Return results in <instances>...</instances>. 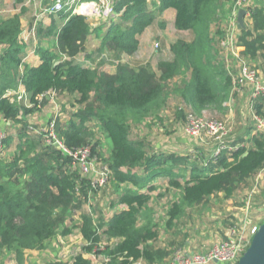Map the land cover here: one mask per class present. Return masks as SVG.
<instances>
[{"label":"trees","instance_id":"trees-1","mask_svg":"<svg viewBox=\"0 0 264 264\" xmlns=\"http://www.w3.org/2000/svg\"><path fill=\"white\" fill-rule=\"evenodd\" d=\"M232 1L112 0L115 16L97 26L89 15L58 10L65 19L59 28L52 14L48 26L35 27L36 65L23 60L22 10L0 18V120L6 128L0 148V252L21 259L26 250H41L76 229L83 239L80 250L68 261L46 264H91L85 256L90 254L101 255L105 264H166L172 251L185 245L188 234L178 224L189 209L211 205L220 193L235 202V194L246 189L234 205L244 207L247 194L262 196L258 207L264 211V133L248 131L235 141L248 146L208 158L203 150L167 152L147 139L164 117L161 109L170 93L178 96V115L187 107L199 112L227 100L232 78L220 41ZM169 8L175 10L174 28L192 38L172 42V58L159 60L155 68L123 61L122 55L137 50V36ZM246 10L250 22L239 31V55L264 73V4L251 3ZM93 30L101 37L93 56L110 52L118 59L113 73L75 59ZM45 38L50 46L41 45ZM174 78L180 80L173 92ZM62 93L68 105L58 104ZM51 101L56 111L44 124H31L30 116L38 117ZM50 132L69 152L89 149L86 171L60 146L46 143ZM93 161L102 169L99 177L105 175L103 183L89 176ZM158 177L166 178L165 187L157 189ZM99 191V202L93 203ZM154 198L167 201L158 219L150 206ZM228 220V227L239 221ZM172 227L167 244L155 245L163 229Z\"/></svg>","mask_w":264,"mask_h":264},{"label":"rangeland","instance_id":"rangeland-1","mask_svg":"<svg viewBox=\"0 0 264 264\" xmlns=\"http://www.w3.org/2000/svg\"><path fill=\"white\" fill-rule=\"evenodd\" d=\"M83 2H87L84 0ZM19 5L15 7L12 6L10 0L4 1L0 0V15H10ZM24 11V17H26V21L23 23V34H20V38L25 42V52L26 54L23 56V60H26V56H29V60L31 61L32 58H37V54L32 51V49L38 44L39 38H33V32H30L28 29L29 23L32 21L34 25L40 20V16L38 15L40 12V8L34 9L33 14L31 12L33 10V2H31V6L26 7ZM90 15L93 16L95 24L99 20L97 18L100 16L101 10L100 8L96 9L95 7H88ZM17 12V11H16ZM104 17V16H103ZM33 18V20H32ZM33 27V26H32ZM157 29L158 26H155V29L152 33ZM139 45L137 50L135 51L134 55L138 53L139 55L142 54V51L147 46L148 38L146 36L138 35L137 36ZM153 39L149 42V55H153V57L157 58L159 54L163 51L164 44L160 36L153 35ZM156 38V39H155ZM50 39V38H49ZM45 43V45H51V41ZM28 40L31 41V46L28 43ZM154 41L159 42V48L157 51L153 50ZM42 45V44H41ZM152 51L150 53V49ZM136 59V58H134ZM134 59H129L128 56H123V61H132L135 62L133 64L139 63L134 61ZM138 60V59H137ZM179 80L177 82H171L169 87L174 92L176 86L178 85ZM21 88V87H20ZM22 92V89H20ZM87 97V94L84 95ZM58 104H66L68 105V96L64 93L58 94ZM172 99H169L167 104L163 106L161 110V114L166 116V118H162L156 124L155 128L159 130V133L156 137V146L165 149L167 152H178L182 154L192 155L197 154L195 151H200L206 148H210L212 151L215 149V144L211 139H208L204 136L202 138H193L187 135L184 131L185 121L188 114H197L199 116L205 117H215L221 118L225 120L230 128L229 137L226 139L228 145H235V141L240 140L243 138L245 133L247 134L248 131L254 133V124L250 117L249 112H243L239 109V105L237 106V101L233 102V107H227L222 104L221 107L215 106H208L202 109L201 111L197 112L190 107H187L183 111V115H178V112L181 111L180 108L177 107L176 103L174 104ZM56 111V107L53 105L51 101L48 105L44 106L36 116V114L30 116L31 117V124H39L40 121H45L48 116H50L53 112ZM183 116V117H182ZM243 121V125L239 124V122ZM41 124H44L41 122ZM5 122L0 120V133L2 134L0 148L2 145L3 137L5 134ZM251 134V133H250ZM256 134V133H255ZM49 135V134H48ZM47 135V136H48ZM46 136V137H47ZM45 137V139H46ZM248 145L250 142H245ZM247 145V146H248ZM191 150V151H190ZM3 154L8 155L9 151H4ZM212 156V154H211ZM102 170L99 165L93 161V169L90 171L89 176H91L94 180L99 177L98 172ZM138 170V169H137ZM139 171V170H138ZM162 189V188H161ZM253 189V188H252ZM251 189V191H252ZM246 189H241L235 194V202H240L244 197L243 194ZM250 191V192H251ZM99 191L94 195V199L92 200L93 203L99 202ZM171 193V191H168ZM111 192H109L110 194ZM248 197V194L246 198ZM245 198V200H246ZM262 196H258L256 199H252V196L249 194V199L246 200L244 207L233 208L231 205L234 203H227L218 204L216 200L213 201L210 207H202V208H191L187 211L186 215L180 218L179 227L181 228L182 232H186L188 234L187 238H194L195 243L199 246L194 248V250L202 251L203 249L209 251V249L213 246V243L218 241L216 236L219 234L223 237V227L228 228L225 224L226 222L229 223L228 216L230 220H233V223L237 221V219L241 220L245 217L253 221L252 219L255 218V222H260L261 219L264 217V211H261L258 207ZM102 204L106 205V199L102 200ZM230 205L229 209H226L227 206ZM86 207V205H85ZM113 210L105 211L104 217L107 218L112 214ZM165 211H163L164 214ZM231 214V215H229ZM78 215L75 214V217ZM232 216V218H231ZM166 218V216H164ZM164 225V223H162ZM164 228V227H163ZM225 229V230H226ZM176 228L174 229V231ZM173 231V227L168 229V231H163L160 233V237L158 241L155 243L157 246H165L169 240L170 234ZM182 232H179L177 235L174 234L175 237L180 238L182 236ZM223 239V238H222ZM82 236L77 232L75 229L72 234L68 236H56L49 240L46 244V247L41 250H26L22 258L19 259L14 257L13 253L2 251L0 252V262L1 264H46L48 261H55V260H62L68 261L72 258V256L80 250V246L82 244ZM209 248V249H208ZM177 251H172L171 255L167 258L166 264H177L176 262V255ZM87 258L91 260V264H105L104 260L102 259L101 255L97 254H90L85 255ZM173 258V259H172ZM172 260V261H171ZM211 264V263H210Z\"/></svg>","mask_w":264,"mask_h":264},{"label":"built area","instance_id":"built-area-1","mask_svg":"<svg viewBox=\"0 0 264 264\" xmlns=\"http://www.w3.org/2000/svg\"><path fill=\"white\" fill-rule=\"evenodd\" d=\"M264 4V0H259ZM250 5V0H233L227 12V25L225 36L220 41L222 54L225 59L228 75L231 79V87L226 104H232L239 96L246 94L245 102L241 109L243 112H249L254 124V133H264V75L256 67H252L246 58L239 55L241 47L237 44L240 29L237 26V12L240 8L245 9L244 21L249 19V13L246 6ZM100 8V20L106 21L115 16L112 0H88L80 2L77 6L80 14L89 16L88 7ZM63 7L61 0H56L50 7L51 11L61 10ZM104 16V17H103ZM35 27L33 25V38H35ZM155 51L159 48V42L153 44ZM236 70V71H235ZM19 97V96H18ZM225 103V101H224ZM184 131L193 138H202V136L211 139L215 144L212 156H216L223 150H234L240 146H247L245 142H237L235 145H228L226 139L229 137L230 128L227 122L221 118L199 116L197 114H188L185 121ZM2 134L0 133V142ZM46 143H55L60 146L64 152L73 156L82 166L83 170L88 169L87 158L89 149L82 147L75 152H69L58 142L53 132L46 137ZM104 173L99 177V183H103ZM249 199V196L248 198ZM253 220V219H252ZM262 220V219H261ZM260 222L251 221L247 217L238 221L236 225H231L226 229L224 238L207 253H180L176 256L177 264H209L226 263L235 264L240 255L244 252L250 243L251 237L257 231Z\"/></svg>","mask_w":264,"mask_h":264},{"label":"crops","instance_id":"crops-1","mask_svg":"<svg viewBox=\"0 0 264 264\" xmlns=\"http://www.w3.org/2000/svg\"><path fill=\"white\" fill-rule=\"evenodd\" d=\"M4 1H7V0H4ZM55 1L56 0H21L20 2H18L17 0H10V2L12 3L13 7H15L16 5H19V7L16 9L17 12L22 10V13H23L22 17H21L22 34L24 32L23 23L27 20L26 17H24V11L26 10L25 6L30 8L31 2H33V10L31 12V15L33 14L34 9H36V7L40 8V12L38 14L40 16L39 17L40 20H39V22L36 23V25L40 23L44 27L48 26L50 24V22H51V14H52L53 17H54V20H55V25L59 28L64 23L65 19L57 16V11L55 12V11L49 10L50 7L55 3ZM82 1H84V0H61L62 5H63L61 10L72 9L73 13H79L77 6ZM251 3L252 4L259 3L260 4V1L259 0H250V4ZM16 11L11 13L10 15L16 13ZM10 15L3 14V15H0V18H4V17L10 16ZM174 17H175V10L174 9L169 8V9L164 10L158 16L157 21L151 27H147L140 34V35L146 36L148 38L147 46L142 51V54L141 55H139L138 53H136L135 55L133 54L132 56H128L129 59L136 58V59H134V61L140 62V63L149 62L154 68L156 67L157 62L159 60L171 59L172 58V53H170V51H169V45L172 42H174L179 37L186 38V39H191L192 38V35L188 31H178V30H176L174 28V24H173ZM90 19H91V24L93 26H97L100 23V21H101L100 18L98 17L97 20H99V21L96 22V24H95L93 16H90ZM32 20H33V18H32ZM158 21L159 22L163 21L164 23L159 24ZM245 21L250 22V19L245 20ZM33 25L34 24L31 21L30 24L27 26L30 32L32 31V26ZM155 26H158L159 29H157V31L155 30L152 33V31L155 29ZM157 34L160 36V39H162V42L164 44L163 51L159 54V56L157 58L153 57V55H149L147 57V54L149 52V42H150L151 39H153L152 36L153 35H157ZM100 38L101 37L99 36V33H97L95 30H93L92 33L89 34V36H88L87 42L85 44V50L83 52H81L80 54H78L75 59H77L78 61H80L84 65L99 66L102 69H104L105 71L113 73L114 70H115L116 62H118V59L113 57L110 52H107V53L103 52L101 54H97L96 56H93V52L96 51V48H97L98 44L100 43ZM40 42H41L42 45H45V43L48 42V40L45 38V39H43ZM28 43L31 46V41L30 40H28ZM46 46H49V45H46ZM153 50H154V48H153ZM32 51H33V49H32ZM151 51H152V48L150 49V53H151ZM25 54H26V52H25ZM122 56H124V55H122ZM113 58H115V59H113ZM25 62L29 63L30 65H36V64H38V56H37V58H32L31 61L29 60V56H26ZM130 62H133V60L130 61ZM256 68L258 69V71L262 75H264V73H262L258 67H256ZM177 80H180V79L179 78H174L173 80H171V82L172 81L173 82H177ZM21 89H22V87H21ZM177 98H178L177 95L170 93L166 97V102L163 104V106H165L167 104L169 99H172L173 103L175 104ZM245 98H246V94L243 95V96H239L236 99L237 106L239 105V109L241 111H242L241 107H242V105L245 102ZM226 103L227 102L225 101V103H223V105L227 107L228 105ZM163 106H162V109H163ZM229 107H233V103ZM163 118H166V116L163 117ZM41 122H43V121H41ZM239 124L243 125V121L239 122ZM157 132H159V131H157V129L154 126V128L151 131H149L148 135H147V139H150L152 141V144H155V146H156V137L158 135ZM145 133L146 132H143L144 135H145ZM250 133H251V131H250ZM246 136H247V134L245 133V135H243V138H246ZM203 151H204L205 158L210 157L212 152H213L210 148L203 149ZM197 153H199V152H197ZM153 182L157 186V189H159L161 185H162V187L166 186V178H163V177L155 178L153 180ZM169 198H171V197L169 196ZM214 200H216L218 202H221V203H218V204H224L225 202H227L229 204L231 202L234 203L233 199H231V198H228V199L222 198V194L221 193L218 195V197H216L214 199H211L209 204L212 205ZM166 202H167L166 198H154V200H153L152 204H150V206L154 210L155 218L158 219L159 218L158 216L163 214L162 207H163V205H165ZM211 205H209L207 207H210ZM231 207L239 208V207H236V205H231ZM229 208H230V205L226 207V209H229ZM225 229H226V227H223V237H221L220 234L218 236H216V239H218V241L214 242L213 246L211 248H213L215 245H217L222 240V238H224L225 232H226ZM170 239H171V236L169 237V240ZM198 246L199 245L195 243L194 238H187L186 241H185V245H182V247H179L177 249V254L176 255H178L180 253H183V254H190V253L203 254V253H207L208 252V251H206L204 249L202 251L194 250V248H196ZM211 264H218V263L211 262Z\"/></svg>","mask_w":264,"mask_h":264},{"label":"water","instance_id":"water-1","mask_svg":"<svg viewBox=\"0 0 264 264\" xmlns=\"http://www.w3.org/2000/svg\"><path fill=\"white\" fill-rule=\"evenodd\" d=\"M244 16L245 9L240 8L236 18L240 30L246 28ZM214 261L216 262V260ZM235 264H264V220L259 224L257 231L251 237L249 245Z\"/></svg>","mask_w":264,"mask_h":264},{"label":"bare ground","instance_id":"bare-ground-1","mask_svg":"<svg viewBox=\"0 0 264 264\" xmlns=\"http://www.w3.org/2000/svg\"><path fill=\"white\" fill-rule=\"evenodd\" d=\"M253 188H257V189H260V185L258 184V182H254L253 183Z\"/></svg>","mask_w":264,"mask_h":264},{"label":"clouds","instance_id":"clouds-1","mask_svg":"<svg viewBox=\"0 0 264 264\" xmlns=\"http://www.w3.org/2000/svg\"><path fill=\"white\" fill-rule=\"evenodd\" d=\"M244 23H245V21H244ZM36 47V46H35ZM35 47L33 48V51L35 50ZM24 91V89L22 88V92Z\"/></svg>","mask_w":264,"mask_h":264}]
</instances>
